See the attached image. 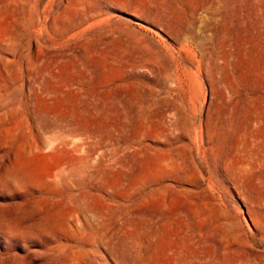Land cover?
I'll list each match as a JSON object with an SVG mask.
<instances>
[{"label": "rangeland", "instance_id": "obj_1", "mask_svg": "<svg viewBox=\"0 0 264 264\" xmlns=\"http://www.w3.org/2000/svg\"><path fill=\"white\" fill-rule=\"evenodd\" d=\"M0 264H264V0H0Z\"/></svg>", "mask_w": 264, "mask_h": 264}, {"label": "bare ground", "instance_id": "obj_2", "mask_svg": "<svg viewBox=\"0 0 264 264\" xmlns=\"http://www.w3.org/2000/svg\"><path fill=\"white\" fill-rule=\"evenodd\" d=\"M237 168V167H236Z\"/></svg>", "mask_w": 264, "mask_h": 264}]
</instances>
